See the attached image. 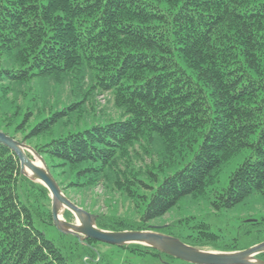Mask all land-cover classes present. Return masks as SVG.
Listing matches in <instances>:
<instances>
[{
	"label": "trees",
	"instance_id": "trees-1",
	"mask_svg": "<svg viewBox=\"0 0 264 264\" xmlns=\"http://www.w3.org/2000/svg\"><path fill=\"white\" fill-rule=\"evenodd\" d=\"M69 77L80 91L91 80L80 101L39 108L34 81ZM97 91L112 93L121 120L33 146L62 177L52 175L65 195L104 182L144 203L138 222L98 215L97 228L153 231L150 221L186 197L205 195L244 151L213 206L231 209L257 194L264 201V0H0L1 132L31 144L68 125ZM156 140L162 163L135 168L132 149ZM180 163L159 182L155 169ZM69 173L75 181L64 185ZM139 185L151 193L140 195ZM63 216L74 217L68 210ZM46 227H55L48 189L24 175L17 155L0 144V264H69ZM122 248L167 256L139 244ZM256 259L264 261V253Z\"/></svg>",
	"mask_w": 264,
	"mask_h": 264
},
{
	"label": "rangeland",
	"instance_id": "rangeland-1",
	"mask_svg": "<svg viewBox=\"0 0 264 264\" xmlns=\"http://www.w3.org/2000/svg\"><path fill=\"white\" fill-rule=\"evenodd\" d=\"M86 79L85 84L80 87L81 91L77 89L79 87L70 77L60 83L54 80L47 82L35 80L31 87L32 93L39 99V108L45 107L46 112L53 109L59 110L80 101L90 86L91 80ZM80 109L83 111L77 115V111ZM71 114L68 125L56 127L51 132L33 139L32 145L22 141V134H18L15 140L32 150L34 155L37 153L33 146L37 144L43 145L69 133L81 132L94 126L106 125L122 119V110L115 106L111 92L97 91L87 95L85 103ZM247 154L248 152L244 151L225 165L218 182L209 187L205 195L186 197L165 216L150 221L148 224L151 230L155 233L160 229L161 231L166 230L164 235L179 239L183 243H191L195 249L200 251L232 250V252L223 253H239L263 244L264 201L260 195H253L243 204L231 209H217L213 206V202L217 200L216 195L222 193L227 187L231 173L244 161ZM162 156L163 146L159 140H156L151 146L142 142L132 149L130 161L137 169L152 165L158 167L162 163ZM39 157L43 161L45 159L46 164L50 167L47 157L44 159ZM121 163L123 162L121 161ZM183 164L167 168L164 172L155 169L154 171L159 176V182L174 174ZM50 171L58 182L62 181L57 170L51 169ZM75 178L76 175L67 174L64 185L75 181ZM143 181L148 183L147 179ZM136 192L140 195L151 193L140 185ZM66 193L67 195L63 194L68 199L90 214L123 217L131 224L140 220L145 206L142 200L127 199L114 185L104 182L94 188H69ZM63 212L64 210L61 213L62 216ZM70 222H74V217ZM44 230L47 238L56 244L69 264H191L167 256L159 257L149 253L141 255L128 248L124 249L103 243H97L95 247L90 248L78 240L80 245H76L72 240L62 237L56 227H46Z\"/></svg>",
	"mask_w": 264,
	"mask_h": 264
},
{
	"label": "water",
	"instance_id": "water-1",
	"mask_svg": "<svg viewBox=\"0 0 264 264\" xmlns=\"http://www.w3.org/2000/svg\"><path fill=\"white\" fill-rule=\"evenodd\" d=\"M0 144L5 145L17 155L24 175L48 189L52 200V219L56 229L62 234L76 236L81 243L87 239H92L99 243L119 247L139 244L191 264H264V261L256 259L257 255L264 253V243L239 253H223L200 251L179 239L154 231L114 232L101 230L95 225L97 216L78 207L63 194L45 161H43L45 170L37 167L33 162L35 157L32 150L1 131ZM25 170L31 172L39 180L31 178ZM63 210H68L73 214V223L63 218L61 214Z\"/></svg>",
	"mask_w": 264,
	"mask_h": 264
},
{
	"label": "bare ground",
	"instance_id": "bare-ground-1",
	"mask_svg": "<svg viewBox=\"0 0 264 264\" xmlns=\"http://www.w3.org/2000/svg\"><path fill=\"white\" fill-rule=\"evenodd\" d=\"M35 156V159H34V164L37 166V167H39V168H41V169H44L45 170V165H44V163H43V160L37 155V154H34ZM36 159H37V162L35 163V161H36ZM25 172H27L28 173V175L31 177V178H33L34 180H39L35 175H33L31 172H29L28 170H25Z\"/></svg>",
	"mask_w": 264,
	"mask_h": 264
}]
</instances>
